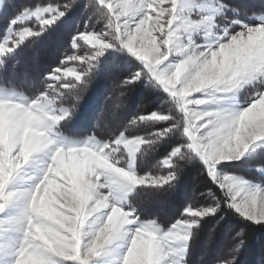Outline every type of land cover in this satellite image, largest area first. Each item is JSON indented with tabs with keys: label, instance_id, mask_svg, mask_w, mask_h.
<instances>
[{
	"label": "snow or ice",
	"instance_id": "1",
	"mask_svg": "<svg viewBox=\"0 0 264 264\" xmlns=\"http://www.w3.org/2000/svg\"><path fill=\"white\" fill-rule=\"evenodd\" d=\"M79 2L16 8L12 0H0V14L15 9L0 32V65L20 48L25 37L43 36ZM165 3L95 0L93 7H98V22L103 27L97 31L86 22L83 31L73 34L69 41L73 51L39 77L35 95L14 90L8 97L0 96V216L19 209L16 215L0 220V229L8 225L19 233L16 245H0L5 264H95L120 241L126 244L120 264H187L191 241L208 218L221 213L223 205L234 210L246 227L264 226V189L223 172L264 147V23L249 26L235 19L232 24L240 30L230 33L228 28L221 29L215 16H199L195 0H167L166 7ZM229 8L221 2L217 14ZM230 10L238 17L246 16L242 8ZM254 15L264 21V11ZM36 20L40 26L33 30L30 22ZM201 29L206 31L202 34ZM109 51H125L141 62L138 71L113 86L119 108L127 106L129 93L147 79L168 94L181 119L176 121L160 111L146 112L141 105L119 135L101 141L93 131L82 143H68L65 130L73 123ZM171 57L176 58L174 62ZM237 71L249 81L246 86L256 89L254 100L242 111L224 106V98L243 89L227 86ZM110 99L108 96L105 103ZM156 125L160 127L154 132L125 134ZM177 132L184 143L159 161L156 174H140L138 157L157 151ZM41 155L49 162L39 182L29 190L16 189L24 170ZM196 157L203 169L179 217L167 227L159 216L141 219L148 201L141 199L143 193L138 190L166 188L169 196L175 195ZM256 170L264 173V167ZM200 177L217 189L198 192ZM202 196L215 200V206L198 205ZM97 216L101 221L95 230L86 231ZM223 219L220 215L207 234V252ZM226 245V254L215 264H239L248 247L245 229L230 233ZM258 264H264V254Z\"/></svg>",
	"mask_w": 264,
	"mask_h": 264
},
{
	"label": "trees",
	"instance_id": "2",
	"mask_svg": "<svg viewBox=\"0 0 264 264\" xmlns=\"http://www.w3.org/2000/svg\"><path fill=\"white\" fill-rule=\"evenodd\" d=\"M221 1L230 6V13L228 12L227 15L229 18L237 17L247 21L250 17L256 16L254 13L259 14L264 11L261 8L264 5V0ZM69 2L70 0H12L16 8L45 3L62 5ZM94 4L95 0H80L72 12L56 25L50 26L51 28L43 36L32 37L23 47L9 55L4 64L0 65V68L3 69L0 86L24 92L30 97L35 95L39 77L58 64L64 54L73 51L69 46L71 36L78 30L83 31L86 22L89 28L97 22V20L90 22L92 16L88 14L92 9L85 11L87 7ZM232 7L244 9L246 16L242 14L238 17L231 12ZM14 11L15 9L10 7L5 13H2L0 32L6 29ZM78 15L82 16L78 17ZM136 61L124 51H109L106 54L95 83L79 105L73 123L65 130L66 137H87L95 131L97 138L101 140L113 138L128 127L130 121L138 114L141 105H145L146 112L160 111L172 115L176 121L181 119V114L168 94L155 82H149L147 79L141 80L129 93L130 99L126 107H118L120 99L118 94L113 93V86L116 82L128 78L140 69L139 63ZM28 67L31 69H27ZM108 96H111V99L105 103ZM159 127L160 125L142 126L130 129L125 134L129 136L147 134L154 132ZM180 143H184V138L177 132L162 143L157 151H149L146 155L139 156L137 168L140 174H156L160 170L159 161ZM257 160L258 156L254 157L250 164L240 167L238 172L255 181H264V175L256 170L258 166L264 167V160L261 163ZM202 169V162L198 157L194 158L181 177L178 191L173 196H169L166 188L159 191L154 189L138 190L143 193L141 199L148 201L146 209L141 214V219L159 216L162 226H170L179 217L191 198L193 187ZM200 181L198 192L206 193L209 189L216 190L215 184L205 177H200ZM196 203L198 205L213 204L211 198L203 196L197 199ZM220 215H223L224 219L217 229L215 243L210 252H207L205 250L207 234L215 226ZM241 229H245L248 235V247L242 253L239 264H258L261 254H264V226L260 228L246 227V222L233 210H229L226 205L222 206L221 213L216 217H210L202 224L200 234L191 241L190 253L186 258L187 264H215L216 260L227 252L226 241L229 234L235 235Z\"/></svg>",
	"mask_w": 264,
	"mask_h": 264
},
{
	"label": "rangeland",
	"instance_id": "3",
	"mask_svg": "<svg viewBox=\"0 0 264 264\" xmlns=\"http://www.w3.org/2000/svg\"><path fill=\"white\" fill-rule=\"evenodd\" d=\"M130 2L135 3L136 0H130ZM195 2L197 5V14L199 16H215L216 19L220 22L221 29L228 28L230 33H232L234 29L240 30L238 26L232 24L233 20L239 19V18H237V17L236 18H229L227 16L229 10L224 12V13H221L219 15L217 14L219 4L222 2L221 0H195ZM45 4H49V3H45ZM164 6L165 7L167 6V0H166V3ZM88 10H91V12L88 15L92 16L90 22L92 20H97V22L94 25H92L91 29H95V30L99 31L103 27V23H102V21L98 22V15H97V13L99 11L98 7L90 6V7H87L85 9L86 12ZM155 14L156 13H153V15H155ZM1 15L2 14H0V16ZM80 16H82V15H78V17H80ZM63 19H61L60 21H62ZM241 21H242V23L249 24V26H253V25L259 24V23H264V21L258 20L257 16H252L247 21H245V19H241ZM31 23L32 22H30V24ZM30 26L33 28V30H35V28L40 26V22L38 20H36ZM205 31H206V29H201L202 34ZM221 34H222V32H221ZM154 35H159V34L154 33ZM31 38H32L31 36L25 37V40L22 42L20 48L23 47L25 45V43L28 42ZM201 38H203V36H201ZM214 39H215V37L213 36L211 38V40H214ZM211 40L209 42H211ZM89 47H90V45H85V48H89ZM81 51L83 52L84 49H81ZM103 59H102V61H103ZM175 59H176L175 57H171L170 61L174 62ZM134 60L136 61V59H134ZM102 61H101V63H102ZM136 62L139 63V67H140L141 62H139L138 60ZM69 64L71 67H73V68L75 67V64L73 62H69ZM27 69H31V68L28 67ZM68 78H72V77L70 76ZM13 91H14V89H12V88H9V87L4 88V87L0 86V96L8 97L13 93ZM255 92H256L255 88L251 87L250 85L245 86L242 90H239L233 94H229L226 98H224V106L226 108H228L229 110H232V111H242L245 108H247L248 106H250L251 102L255 98ZM25 95L29 96L27 94H25ZM217 97L223 98V94L218 93ZM65 138L67 139L68 143H82L86 137H82V138H71V137H69L68 138L65 136ZM101 141H104V140H101ZM257 156H258L257 162L261 163L264 160V147L258 148L255 153L247 156L244 160H241L239 162H233L232 164L225 167L223 170L224 174L236 175L239 177H243L245 179H248L252 183L253 187L259 186L260 188L264 189V181H255L250 177L248 178L246 176H242V174H240L238 172L240 170V167H245L246 165L250 164L251 159H253L254 157H257ZM118 158H120L119 155H118ZM48 162H49V158L45 155H41V156L37 157V159L24 170L20 180L15 184L14 187L16 189H20V190L31 189L35 184H37L39 182V180L43 174V169L46 167ZM260 167H262V166H258L257 168H260ZM231 169L233 172L231 171ZM259 173L264 175V173H262V172H259ZM215 187L217 189L216 185H215ZM209 198H211V197H209ZM211 201L213 203L212 206H215L216 201L213 200L212 198H211ZM203 206H207V205H203ZM18 210H19L18 207L9 209L8 212L4 216H0V220H4V219H7L13 215H16L18 213ZM96 226L97 225H93L91 223L86 228V231L92 232L95 230ZM18 240H19V233L17 231L9 229L8 225H4V228L0 229V245L14 246L18 243ZM125 247H126V244L124 241L118 242L116 245H113L105 255L100 257L95 262V264H120V258L124 254ZM0 264H5V257L3 255H0Z\"/></svg>",
	"mask_w": 264,
	"mask_h": 264
},
{
	"label": "clouds",
	"instance_id": "4",
	"mask_svg": "<svg viewBox=\"0 0 264 264\" xmlns=\"http://www.w3.org/2000/svg\"><path fill=\"white\" fill-rule=\"evenodd\" d=\"M227 86L231 89H236V88H244L249 81H247L243 75L237 71L236 73L231 76L228 81L226 82ZM213 100H215V93H211ZM101 221V217L97 216L93 221V225H97Z\"/></svg>",
	"mask_w": 264,
	"mask_h": 264
}]
</instances>
